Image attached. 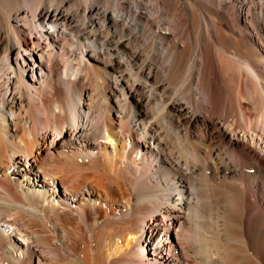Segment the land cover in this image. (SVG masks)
Returning <instances> with one entry per match:
<instances>
[{"label":"bare ground","instance_id":"obj_1","mask_svg":"<svg viewBox=\"0 0 264 264\" xmlns=\"http://www.w3.org/2000/svg\"><path fill=\"white\" fill-rule=\"evenodd\" d=\"M0 264H264V0H0Z\"/></svg>","mask_w":264,"mask_h":264}]
</instances>
